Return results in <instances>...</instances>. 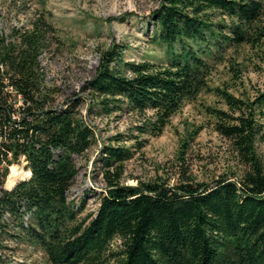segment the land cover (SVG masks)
Returning <instances> with one entry per match:
<instances>
[{
  "label": "trees",
  "instance_id": "1",
  "mask_svg": "<svg viewBox=\"0 0 264 264\" xmlns=\"http://www.w3.org/2000/svg\"><path fill=\"white\" fill-rule=\"evenodd\" d=\"M218 17L228 23L214 22ZM149 18L153 39L170 52L168 65L120 63L114 45L101 55L88 86L103 96L104 108L112 100L151 110L153 121L141 132L156 135L184 100L209 90L204 55L212 47L261 45L264 0H158ZM47 32V23L34 19L0 37V233L11 237L8 227L16 228L47 264H264V175L252 149L264 87L245 101L212 89L235 113L208 110L215 131L248 166L239 181L221 176L210 184L122 185L115 172L105 175L93 215L79 218L81 203L65 194L77 173L73 157L94 136L75 110L76 97L56 107L46 92L38 55ZM20 155L29 175L2 188L7 166ZM129 157L126 147L103 145L98 158L106 168Z\"/></svg>",
  "mask_w": 264,
  "mask_h": 264
},
{
  "label": "rangeland",
  "instance_id": "2",
  "mask_svg": "<svg viewBox=\"0 0 264 264\" xmlns=\"http://www.w3.org/2000/svg\"><path fill=\"white\" fill-rule=\"evenodd\" d=\"M157 4L158 0H0V37H7L11 28L28 27L34 19L47 23L48 32L38 55L43 85L56 107L76 97L79 104L75 110L92 130L94 142L82 155L73 157L77 173L65 194L75 205L81 203L79 218L93 215L105 187V175L107 179L115 172L116 181L122 185L157 183L174 187L182 183L210 184L221 176L239 181L248 170L231 143L215 131L216 119L208 110L235 115L213 88L245 101L264 87V38L255 49L244 44L212 47L211 54L204 55L209 90L200 91L193 100H184L156 135L141 132L153 121L151 110H129L124 101L112 100L104 108L106 102L100 103L103 96L89 88L88 81L101 55L114 45L120 49V63L168 65L170 52L153 39L149 18ZM213 21L228 23L226 17ZM175 47L173 51L177 52ZM256 118L261 130L253 138L252 149L264 175V114ZM103 145L126 147L130 157L103 168L98 158ZM13 166L25 170L23 159L9 164L4 189L10 188L8 180L14 184L26 176L19 173V179L12 180ZM22 221H26L25 216ZM8 230L11 237L0 233V264H47L39 248L24 242L16 228L9 226ZM117 246L119 240L113 239L111 247Z\"/></svg>",
  "mask_w": 264,
  "mask_h": 264
},
{
  "label": "bare ground",
  "instance_id": "3",
  "mask_svg": "<svg viewBox=\"0 0 264 264\" xmlns=\"http://www.w3.org/2000/svg\"><path fill=\"white\" fill-rule=\"evenodd\" d=\"M11 173L12 174H10V175H11L12 180H15L16 178H18L19 177L18 176L19 173H24L26 175L25 177H27L29 175V172L28 171H25V170H17V167L16 166H13L11 168Z\"/></svg>",
  "mask_w": 264,
  "mask_h": 264
},
{
  "label": "built area",
  "instance_id": "4",
  "mask_svg": "<svg viewBox=\"0 0 264 264\" xmlns=\"http://www.w3.org/2000/svg\"><path fill=\"white\" fill-rule=\"evenodd\" d=\"M18 158H19V159H23V156H22V155H20ZM7 175H8V174H7Z\"/></svg>",
  "mask_w": 264,
  "mask_h": 264
}]
</instances>
